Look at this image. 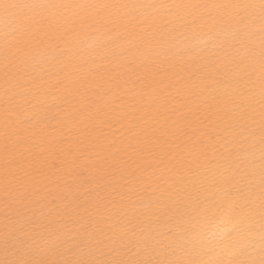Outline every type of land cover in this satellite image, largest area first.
<instances>
[{
	"label": "snow or ice",
	"instance_id": "6c2138e0",
	"mask_svg": "<svg viewBox=\"0 0 264 264\" xmlns=\"http://www.w3.org/2000/svg\"><path fill=\"white\" fill-rule=\"evenodd\" d=\"M0 264H264V0H0Z\"/></svg>",
	"mask_w": 264,
	"mask_h": 264
}]
</instances>
